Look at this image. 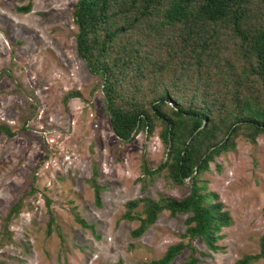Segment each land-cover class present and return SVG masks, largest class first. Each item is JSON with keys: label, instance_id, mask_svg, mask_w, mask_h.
Listing matches in <instances>:
<instances>
[{"label": "rangeland", "instance_id": "rangeland-1", "mask_svg": "<svg viewBox=\"0 0 264 264\" xmlns=\"http://www.w3.org/2000/svg\"><path fill=\"white\" fill-rule=\"evenodd\" d=\"M75 2L30 0L23 13L17 8L27 0H0V125L14 133L0 132V264H143L187 242L179 238L186 216L162 210L136 238L129 234L138 221L120 218L128 201L182 199L189 188L174 187L163 170L143 176V159L150 169L164 160L156 131L140 130L122 144L110 129L101 81L76 55ZM200 179L231 224L220 229L216 251L192 240L197 264H233L256 254L264 233V134L255 143L239 138ZM92 183L101 187L99 201ZM17 203V215L5 219ZM189 254L185 249L168 264Z\"/></svg>", "mask_w": 264, "mask_h": 264}, {"label": "trees", "instance_id": "trees-1", "mask_svg": "<svg viewBox=\"0 0 264 264\" xmlns=\"http://www.w3.org/2000/svg\"><path fill=\"white\" fill-rule=\"evenodd\" d=\"M29 8L27 0L17 11ZM71 18L76 55L101 81L104 111L118 141L128 144L140 130L148 136L156 131L164 160L150 169L143 159V176L163 170L174 187L188 184L182 199L160 194L124 203L120 218L138 221L131 238L162 210L186 216L179 238L187 242L143 264L171 263L185 249L190 254L179 264H197L192 240L216 251L220 229L231 224L200 176L239 138L255 143L264 134V0H76ZM0 132L14 135L4 125ZM91 186L99 201L101 187ZM18 210L14 204L5 219ZM257 239L259 251L233 264H264V233Z\"/></svg>", "mask_w": 264, "mask_h": 264}]
</instances>
